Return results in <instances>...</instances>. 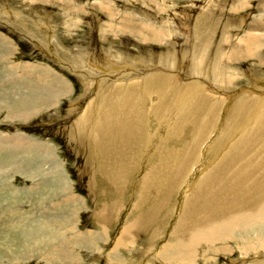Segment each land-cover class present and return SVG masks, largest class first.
<instances>
[{"label":"rangeland","instance_id":"1","mask_svg":"<svg viewBox=\"0 0 264 264\" xmlns=\"http://www.w3.org/2000/svg\"><path fill=\"white\" fill-rule=\"evenodd\" d=\"M249 32L259 36L250 50L242 41ZM223 48L240 57L220 58ZM218 57L221 70H231L226 83L212 70ZM263 60L264 0H0V264H171L159 257L163 247L175 230L182 239L183 215L205 172L241 135L220 145L228 123L240 119L237 100L263 99ZM158 72L172 78L171 87L123 114L106 106L110 120L98 123L91 114L75 136L81 128L73 124L79 115L87 123L81 110L98 101L95 94ZM132 131L144 135L137 146L148 148L133 155L116 184L108 144ZM96 132L106 144L88 158ZM151 170L160 184L142 198ZM251 181L264 200V175L249 173ZM235 183L233 176L220 182L210 205L241 199ZM157 201V220L116 249L123 261L111 263L123 224ZM110 205L115 219L105 231L96 213ZM236 232V239L196 247L191 264H264V247L256 246L264 224ZM180 252L190 257L187 246Z\"/></svg>","mask_w":264,"mask_h":264},{"label":"bare ground","instance_id":"2","mask_svg":"<svg viewBox=\"0 0 264 264\" xmlns=\"http://www.w3.org/2000/svg\"><path fill=\"white\" fill-rule=\"evenodd\" d=\"M132 29L133 31H136L135 26H133ZM152 35H154V37H157V33H153ZM257 37L259 36H256V34H253L252 32H249L246 38L242 37V41L245 43L248 50L252 48L255 40H258ZM223 50L224 52L221 53L220 51L219 53L220 58L229 60V58L231 57L232 60H236L240 57L231 49L226 51L223 48ZM219 57L218 60L216 59L212 70L213 72H218L216 76L218 77L219 81L226 83L231 78V70L227 68V70L225 71L221 70ZM17 65L18 64L16 63V66ZM16 66L14 67V71L16 70ZM172 67L176 68L175 62L172 64ZM11 69L13 70V68ZM171 81V77L158 72L142 74L138 79L135 77L127 81L121 80L120 82L111 83L108 87L106 86L101 91V93L99 91L100 95H94L95 98L98 99V101L92 102V99L86 105V107L81 110V113L85 117H87V123H81L79 121L81 115L76 118L73 127L75 125H78L81 128V131L75 132V136H77V138L79 139L82 136L83 132L88 129L89 117L91 116V114H93V119L95 122L100 123L103 121H108L112 118L113 112L108 113L107 111H105L104 108L106 106H115L116 111L119 114H123L126 111L127 107H132L136 104L144 106L151 98L152 94L161 93L165 88L171 87ZM98 84L99 83H97V87H95L94 90L101 87ZM112 84L118 87H113L111 86ZM124 84H126V86L122 88ZM61 90L62 89H57L53 94L57 93L56 96H58V93H60ZM53 94L52 96H54ZM103 94L104 100L101 102L100 96ZM237 95L239 98V94ZM109 97L112 98V102L110 103L107 101ZM209 97L210 96L208 93L204 94V98L208 99ZM262 97L263 99L259 100L258 98L250 99L245 97L242 100H237L238 109L237 111L235 110V112H233L234 116L236 117L237 115H239L240 119L235 122L234 125H232L231 122L228 123L227 127H225V129L223 130L224 137H219L223 141L225 140L226 143L220 145L222 146V148L225 147L233 139L232 137L236 135V132L240 131L241 135L238 139H236L231 149L225 155H223L209 170L205 172L203 180L200 182L197 190L191 197V204L193 207L183 215L182 221L184 225L181 229V233L183 235L182 239L179 240L177 231L175 230L170 238V241L163 247V252H161L159 255L160 259L164 262L171 264H191L194 260V252L196 247L204 246L206 244L208 245L214 240L221 241L222 243L228 238L236 239V237L240 234L236 231L244 232L247 230H252L253 228L264 224V200H262V198H260L258 194L259 186L255 181L247 182L249 173H262V175H264V144H262V139L264 138V96ZM255 105H257V107H255ZM93 107L94 110L92 112ZM13 114L19 117V113L17 114L15 113V111H13ZM27 115L29 114H27L25 111V117ZM127 115L131 119L136 120L134 111H129ZM232 116L233 114H231V117ZM146 130L147 128L146 126H144L142 132L145 133ZM143 136L144 135L140 134L138 131H132L125 136H121L120 139L117 137H113L114 141L108 144L111 146L112 150L110 153H112L114 156L113 158L109 156V162L113 169L114 175H117L116 181L112 179L114 183L120 184L123 182L124 179L120 178H122V176H126L133 155L142 153V148H148L147 144L143 146H137L141 142V140L144 139ZM150 136L151 134L147 137L150 138ZM90 138L92 143L90 148H87L89 150L88 158L92 155L96 156L98 153H100L104 148V145L106 144L105 137L100 133L96 132L94 135H92L91 133ZM153 138L156 137L153 136ZM7 140L10 141V137H8ZM27 140L28 139H26L25 137H22L21 139V141L25 142H27ZM32 144L35 143L32 142ZM166 154H169V152H167ZM166 154H163V156ZM229 176L235 177L237 181V183H235L231 189L236 190L243 197L239 200L234 199L236 201L232 206H229L222 202L211 206L210 201L213 198L219 197V195L213 193V191L220 189V182L227 181ZM159 184L160 180L154 177L151 170L142 187V198H145L144 193L151 186L159 187ZM52 185H54L56 188L59 187L56 183H52L50 188H52ZM230 196L231 198H234L233 194H230ZM70 198L74 199L75 197ZM61 206L63 208H66V204H61ZM199 206H201V209L197 210V207ZM159 209L161 208H159V204L157 201V203L149 209V212L147 210H143L141 211V214L139 216L133 217L131 221L123 224L122 230L115 241L114 250L112 249L111 253H108L107 255V258L111 263L113 261H123V258L119 257L116 249H119L122 246L126 245V243L129 242V239L134 238L133 234L144 230V228L147 227L148 222H150L153 217L155 220V217L158 216L157 214L160 213ZM113 210H115V207L110 205L107 209L101 207L96 213V217L103 225L105 231L106 226L109 225L113 219H115L113 216ZM223 213H225V216L221 220L215 221L216 217H220ZM181 244L187 246V248L191 251L190 257L187 259L180 252ZM258 245L264 247V239L262 237L258 239L256 246ZM263 256L264 255H262V257ZM255 260H259L257 264L263 261L261 259ZM254 263L256 264V262Z\"/></svg>","mask_w":264,"mask_h":264}]
</instances>
